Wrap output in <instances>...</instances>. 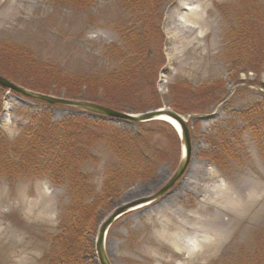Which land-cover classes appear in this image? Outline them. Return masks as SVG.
<instances>
[{
	"label": "rangeland",
	"instance_id": "obj_1",
	"mask_svg": "<svg viewBox=\"0 0 264 264\" xmlns=\"http://www.w3.org/2000/svg\"><path fill=\"white\" fill-rule=\"evenodd\" d=\"M124 1L0 0V48L10 49L0 53V64L13 68L25 61L18 51L26 48L49 67L50 75L54 67L60 75L88 77L118 69L123 61L114 47H124L127 38L141 41L145 22L153 19H146L145 11L127 9ZM260 16L264 19V0H162L154 19L163 36V63L156 76L147 71L142 81L137 77L133 83L144 87L139 91L136 86L134 103L120 111L146 112L157 99L160 107L179 106L190 128V163L164 190L178 171L183 149L167 126L164 135L148 126L151 141L143 145L157 146L154 167L121 182L98 207L83 264H103L98 238L110 219L104 241L108 264H254V257L264 253V139L253 127L264 106V59L260 72L255 71L259 49L243 59L253 46L236 49L231 33L244 21L249 31L261 32L264 46ZM50 75L42 82L45 94L87 102L103 93L94 81L87 87L76 80L80 93L68 97V88L56 83L54 72ZM24 81L32 85L31 79ZM0 97V264H48L70 195L49 177L7 176L4 157L18 159L27 152L25 146L12 145L36 117L52 123L75 117L91 124L104 120L106 132L135 136L141 129L133 121L110 119L77 104L40 103L3 88ZM224 130L235 131L233 156L220 153L225 162L220 166L210 157L216 151L210 141H219L213 137ZM93 145L94 157L84 169L89 190L99 196L112 158L102 144ZM135 203L146 205L129 211L133 207L127 206ZM119 210L125 213L115 216ZM195 238L199 246L189 247Z\"/></svg>",
	"mask_w": 264,
	"mask_h": 264
},
{
	"label": "trees",
	"instance_id": "obj_2",
	"mask_svg": "<svg viewBox=\"0 0 264 264\" xmlns=\"http://www.w3.org/2000/svg\"><path fill=\"white\" fill-rule=\"evenodd\" d=\"M161 2L162 0L124 1L123 5L127 9L145 11L146 19H153L145 22L146 26L142 29L143 32L139 34V37L142 38L141 41L134 42L127 38L130 42H126L124 47H114V54L119 55L120 60L123 61L118 69L103 73L102 76L92 77L83 74L60 75L56 67L51 70L52 74L54 72L56 83L61 87L68 88V97L80 93V86L76 80H80L87 87L89 82L94 81L97 86H101L103 93L101 97L90 96L87 99L88 102L116 110L125 108L126 103H134L132 100L134 88L140 86V91L144 86L142 84L135 85L133 82L137 77H139V81H142L144 79L142 73L150 72L151 77L156 76L163 63V36L154 19L156 13L160 11ZM259 20L264 24L263 16H260ZM231 33L236 39V49L244 48V45L249 44L253 46L245 52L243 59L260 51L257 53L258 59L255 66H252L255 71L260 72L264 59L261 32L249 31L243 21L240 28H233ZM9 50L8 46L4 45L0 48V53L9 52ZM18 52L20 55H25V61L21 60L13 68L0 64V74L23 87L47 93L42 82L50 75V72L47 73L49 67L43 66L44 63L37 60L32 51L30 52L26 48H20ZM243 61L245 62V60ZM20 73L24 75L22 79L19 78ZM25 78L31 79L32 85H26ZM1 89L2 87H0V93ZM36 101L46 103L40 100ZM160 106L162 105L157 99L150 103V108H148L155 109ZM174 108L176 111L180 109L179 106ZM135 110L140 111L141 108L135 106ZM261 111L262 117L259 118V125L253 127L254 131L260 134V139H264V106ZM137 124L141 131L138 136H135L133 133L116 130L106 132L107 124L104 120L91 124L83 117H75L66 122L52 123L48 117H36L12 145L14 149H22L24 146L27 148L23 157L18 159L4 157L8 160L4 163L3 159L1 160L3 172L5 171L7 176L26 174L33 178L49 177L55 184L64 185L70 195V202L62 216L60 232L54 237L48 264H83L85 252L91 247L90 240L96 223L98 207L116 193L117 186L121 182L148 173L150 168L154 167L153 163L156 161L154 157L159 154L157 153L158 148L154 145L148 149L147 145H143V143H147L146 141H151L152 132H148V126H156L157 130L154 133L162 135L167 131V126L174 134L175 144L180 143L174 128L165 121L154 120ZM234 132L233 130H224L217 136H212L214 139L218 138L219 141L213 139L210 141L212 145L216 146V151L210 157L220 166L225 164L220 153H223L227 158L233 156L229 150H232L234 144ZM93 144H102L112 158V161H109L105 166L103 190L99 196L91 188V191L89 190V174L84 169L89 158L94 157L91 155V149L95 147ZM5 146H7L6 142ZM254 258V264H264V253L261 252Z\"/></svg>",
	"mask_w": 264,
	"mask_h": 264
},
{
	"label": "water",
	"instance_id": "obj_3",
	"mask_svg": "<svg viewBox=\"0 0 264 264\" xmlns=\"http://www.w3.org/2000/svg\"><path fill=\"white\" fill-rule=\"evenodd\" d=\"M0 86L3 88H6L8 90L15 91L23 96L30 97V98H35L38 100L46 101L49 104H77L81 105L82 107L97 112L100 115H103L107 118L110 119H117V120H130V121H150V120H155V119H167L168 117L172 120H174L177 124H179L180 128L175 124V127L178 129L179 135L181 137V140L183 142V155H182V160L180 163V166L178 168L177 173L175 176L172 178L171 182L164 188L167 189L174 184V182L180 178V176L184 173L186 167L190 163V155H191V145H190V132L188 129V124L187 121L185 120L184 116L167 108H161V109H156L152 110L149 112H145L143 114H133V113H127V112H122L119 110H115L97 103H91V102H75L74 100H67L64 98H58L54 97L51 95H46V94H41L38 92H33L31 90H28L22 86H19L18 84L10 81L6 77L0 75ZM167 117V118H165ZM168 118V119H169ZM153 198H149L148 200L150 201ZM146 200V201H148ZM144 201V202H146ZM135 204L128 205L127 208L132 207ZM125 208V209H127ZM125 210H119L115 213V216H118ZM114 216V217H115ZM113 222V219H110L105 225L102 226L100 233H99V238H98V255L101 258L103 264H108L104 252V241H105V236L106 232L109 228V225Z\"/></svg>",
	"mask_w": 264,
	"mask_h": 264
},
{
	"label": "bare ground",
	"instance_id": "obj_4",
	"mask_svg": "<svg viewBox=\"0 0 264 264\" xmlns=\"http://www.w3.org/2000/svg\"><path fill=\"white\" fill-rule=\"evenodd\" d=\"M193 9H194L193 7H192V8L189 7V11H192ZM191 22H193V21H191ZM165 118H167V117H165ZM168 118H169V117H168ZM168 118H167V120H170V118H169V119H168ZM170 121H172L173 123H175V124L179 127V129H181L180 126H179V124H177L174 120L171 119ZM171 124H172V123H171ZM172 125H173V124H172ZM173 126H174V125H173ZM175 128H176V127H175ZM143 205H146V204H143ZM143 205H142V204H141V205H138V206L134 205V206H136V207L133 206V208H131V210H129V211H132V210H135V209L141 208ZM129 211H127V212H129ZM127 212H126V213H127ZM204 237H206V236H204ZM207 238H209V237L207 236ZM199 244H200V243H199L198 239L195 238V239H191V240H190L188 246L191 247V248H192V247H198ZM186 252L190 253V252H191V249H187Z\"/></svg>",
	"mask_w": 264,
	"mask_h": 264
}]
</instances>
